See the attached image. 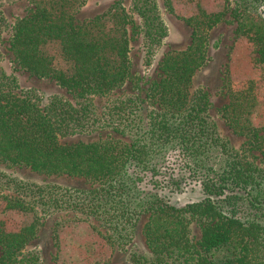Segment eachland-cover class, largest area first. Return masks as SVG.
Here are the masks:
<instances>
[{"label": "trees", "instance_id": "obj_1", "mask_svg": "<svg viewBox=\"0 0 264 264\" xmlns=\"http://www.w3.org/2000/svg\"><path fill=\"white\" fill-rule=\"evenodd\" d=\"M18 1L0 0V161L48 176L84 178L97 186L71 192L15 180L11 195L2 196L4 210L34 216L18 232H7L0 223V264H41L40 252L27 249L41 221L36 208L64 205L102 218L128 237L139 218L147 216L149 256L134 253L133 264H264V127L251 121L259 99L257 82L234 90L226 70L229 103L221 113L234 133L246 139L239 150L228 148L218 135L209 116L208 94L202 88L191 92L194 76L208 61L210 31L228 11L237 22V35L249 38L264 65L263 0H232L233 8L227 0L229 10H201L186 19L193 28L192 42L161 60V79L149 90L156 107L146 119L137 114L138 100L133 97L119 100L111 109L112 119L129 131V141L110 137L70 145L61 140L85 131L88 106L78 109L57 95L44 101L33 88L19 96L18 77L6 69L1 46L9 21L4 7ZM88 1L30 0L28 14L13 26L10 44L22 70L80 96H103L124 86L131 76V28L143 38L144 66L150 67L169 36V26L158 0H132L136 21L119 3L92 20L80 21L78 14ZM172 150L189 157L195 173L201 171L203 200L178 207L163 192L184 190L181 174L157 178ZM212 154L217 159H211ZM213 160L219 164L209 165ZM193 221L201 227L197 242L191 237Z\"/></svg>", "mask_w": 264, "mask_h": 264}, {"label": "rangeland", "instance_id": "obj_2", "mask_svg": "<svg viewBox=\"0 0 264 264\" xmlns=\"http://www.w3.org/2000/svg\"><path fill=\"white\" fill-rule=\"evenodd\" d=\"M231 8L235 7L229 0ZM264 2V0H263ZM124 6L137 20L131 11L132 0H89L79 12L80 21H89L107 12L114 4ZM161 12L169 26V36L165 39L159 54L152 66H144L143 38L139 30L131 27V59L132 73L126 84L112 90L106 95L80 96L76 92L60 87L52 79H40L22 70L11 50L10 39L13 26L18 18L25 17L31 8L30 0H19L4 7L9 28L1 46L8 72L18 77L19 89L15 93L21 96L26 89L38 90L47 101L51 96H59L68 100L78 109L87 108V124L83 133L63 138V144L91 143L107 138H121L130 140L129 131L125 125H120L118 119L111 117V109L118 101L128 97L138 100L137 114L146 119L147 112L156 107L149 98V90L153 82L161 79L160 62L164 55L171 51L186 49L192 42L193 28L186 22L199 14L202 10L208 14L219 13L228 9L227 0H158ZM264 6V3H263ZM264 8V7H263ZM237 22L230 11L209 34L210 47L208 61L194 76L191 92L202 88L209 96L211 108L210 118L216 123L220 138L230 149L239 150L245 143V138L236 135L233 129L222 117L221 109L229 103L228 88L226 87V70L229 71L231 88L243 89L249 81H256L258 104L251 116L253 125L264 127V65L257 60L254 44L246 36L236 33ZM135 125H139L138 121ZM212 154L211 159H217ZM159 180L168 179L171 174L184 177L182 192L166 193L172 204L183 207L189 203L198 202L205 198L199 180L201 171H194V164L181 151H169L162 161ZM209 165L219 164L212 161ZM147 180L150 178L148 175ZM15 180L34 181L43 185L59 187L61 191L69 189L71 192L89 190L93 185L84 178L62 176H48L32 171L25 166H15L0 161V223L7 232H18L29 225L34 214L20 210H4L2 196L11 195ZM146 180L141 183V189H146ZM152 187V186H151ZM148 188V187H147ZM11 192V193H10ZM37 215L41 218L37 234L29 243L27 249L40 252L41 264H133L132 254L147 255L144 226L148 217L141 216L133 234L128 237L126 231L116 233L102 218L88 217L80 210L65 207H37ZM191 237L197 242L201 238V227L197 221L191 224ZM1 255V246H0ZM149 256V255H147Z\"/></svg>", "mask_w": 264, "mask_h": 264}]
</instances>
